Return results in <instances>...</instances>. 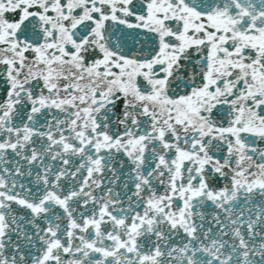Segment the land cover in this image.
<instances>
[{"label":"snow or ice","instance_id":"obj_1","mask_svg":"<svg viewBox=\"0 0 264 264\" xmlns=\"http://www.w3.org/2000/svg\"><path fill=\"white\" fill-rule=\"evenodd\" d=\"M0 264H264V0H0Z\"/></svg>","mask_w":264,"mask_h":264}]
</instances>
